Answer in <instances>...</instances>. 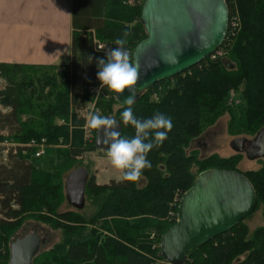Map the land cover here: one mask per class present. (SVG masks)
<instances>
[{"label":"trees","instance_id":"16d2710c","mask_svg":"<svg viewBox=\"0 0 264 264\" xmlns=\"http://www.w3.org/2000/svg\"><path fill=\"white\" fill-rule=\"evenodd\" d=\"M143 1L72 0L71 57L62 70L0 62V141L17 144L15 152L10 146L0 160V264H8L10 241L26 221L62 234L52 247L37 253L32 264H152L162 259L160 238L176 222L177 197L196 176L209 168L239 171L242 153L200 158L196 150L187 149L225 113L234 136L252 138L264 125V0H225L229 24L220 46L224 54L139 93L132 106L138 118L160 112L173 122L162 146L148 154L151 169L137 182L112 179L101 184L90 163L85 164V204L92 213L85 215L68 204L62 208L67 203L65 177L82 165L83 154L99 151L107 156V150L95 147L94 129L91 141L84 136L87 114L113 115L121 121L122 136L135 134L132 126L122 123L127 106L100 86L96 58L116 47L115 40L126 28L132 33L126 45L131 52L146 37L140 21ZM234 14L239 27L233 28ZM98 42L104 46L99 48ZM231 92L237 104L229 102ZM41 140L50 147L45 158L37 160L36 149L27 144ZM259 159L258 168L239 172L253 185L254 211L260 207L264 217V158ZM244 219L189 251L183 264H264V225L249 231Z\"/></svg>","mask_w":264,"mask_h":264},{"label":"water","instance_id":"95a60500","mask_svg":"<svg viewBox=\"0 0 264 264\" xmlns=\"http://www.w3.org/2000/svg\"><path fill=\"white\" fill-rule=\"evenodd\" d=\"M140 21L146 37L132 53L141 75L132 92H114L115 100L123 106H127V96L134 94L136 100L146 88L214 53L226 37L229 9L225 0H144ZM116 130L121 133V126ZM94 144L99 150H107L103 130H95ZM230 146L250 160L264 158V125L252 138L232 139ZM88 177L84 166L65 177V199L74 209L85 205ZM255 206L254 187L241 172L219 168L201 171L179 199L176 222L160 238L162 259L168 264H183L189 251L235 227ZM42 241L32 227L17 232L9 244L8 264H32Z\"/></svg>","mask_w":264,"mask_h":264},{"label":"clouds","instance_id":"9594fccd","mask_svg":"<svg viewBox=\"0 0 264 264\" xmlns=\"http://www.w3.org/2000/svg\"><path fill=\"white\" fill-rule=\"evenodd\" d=\"M132 35L130 28H126L121 37L115 40L116 47L106 49L104 57L96 58L98 67L97 79L100 86H106L110 91L123 94L125 90L132 92V88L140 79V65L134 60L133 53L126 47ZM93 57L89 55L91 62ZM124 103L127 107L121 113L123 125L134 128L135 134L131 138L121 135V121L114 117L101 115L99 111L89 113L86 127L103 130V143L107 145V157L113 168L122 175L123 181L137 182L145 169H151L152 164L148 154L153 148H159L168 138L173 128L172 118L156 112L151 118H138L133 112L135 95H129Z\"/></svg>","mask_w":264,"mask_h":264},{"label":"crops","instance_id":"0c3cea01","mask_svg":"<svg viewBox=\"0 0 264 264\" xmlns=\"http://www.w3.org/2000/svg\"><path fill=\"white\" fill-rule=\"evenodd\" d=\"M72 0H0V62L69 63Z\"/></svg>","mask_w":264,"mask_h":264},{"label":"rangeland","instance_id":"374dc122","mask_svg":"<svg viewBox=\"0 0 264 264\" xmlns=\"http://www.w3.org/2000/svg\"><path fill=\"white\" fill-rule=\"evenodd\" d=\"M3 85H4V81L0 79V87H2ZM238 101L239 99L237 98L236 93L231 92V97L229 99V102L232 104H237ZM92 106L93 104L91 103L88 105L87 108L90 109ZM88 115L89 114H87L86 116V121L83 125V130L85 132L84 133L85 138L91 141L92 129L86 127ZM228 121H229V114L225 113L222 116H220L214 124L207 127L202 132L201 135H199L198 137L194 138L191 141L187 151L196 150L200 158L208 156L213 153L223 157L236 153L230 146V142L232 139L238 136H234L229 133ZM57 122L63 123L64 120L57 119ZM5 143L6 144L11 143L12 145L15 144L13 140H3L0 141V146H2ZM49 147L50 146H47L45 147V149ZM34 148L37 150V146H35ZM0 156H1L0 160H3L6 157V154L4 155V153L0 151ZM44 158L45 157L39 158L37 160H43ZM259 160H260L259 158L250 160L243 154L238 163L239 171L244 172L245 170L258 168L260 166ZM82 161L83 163L80 166L85 167V164L88 165L90 163L89 165L90 171L95 173L96 181L98 183L104 184L112 179L119 180L120 176L122 175L118 170L112 167L108 157L103 155L99 151L84 153L82 156ZM67 204L68 203L64 204L62 208L63 209L69 208L68 206L69 204L68 205ZM92 211H93L92 207L87 203L84 205L83 209H81V212L85 215H90ZM244 223L248 227L249 231L253 230L257 226L264 225V217L261 214V208L259 207L253 212L252 215L246 217L244 219ZM24 225L25 226L22 227L20 231L22 229L32 227L33 229H35L36 233L40 236V238L43 239L39 252L49 249L50 247H52L53 244L61 240L62 234L60 230L52 229L48 225L39 224L31 221H26ZM154 262L158 264H167V263H162L161 261L158 260L153 261V263Z\"/></svg>","mask_w":264,"mask_h":264},{"label":"built area","instance_id":"2783aa9c","mask_svg":"<svg viewBox=\"0 0 264 264\" xmlns=\"http://www.w3.org/2000/svg\"><path fill=\"white\" fill-rule=\"evenodd\" d=\"M230 23H231V26L234 28V27H239V18H238V16H237V14H234V15H232V17H231V21H230ZM229 24V23H228ZM223 44V43H222ZM221 44V45H222ZM97 46L99 47V48H102L104 45H103V43H100V42H98L97 43ZM224 53V51H223V48H218L214 53H212L208 58H210L211 60H214V59H216L218 56H221L222 54ZM58 70H62V68L61 67H59L58 68ZM3 110H6V108H4ZM2 145V144H1ZM27 145H30V146H37V150L35 151V156H36V158L37 159H39V158H43L44 156H45V147H47V145H46V143H45V141L44 140H41L40 142H34V141H32V142H30V143H28ZM12 147L13 148V152H15L16 151V146H17V144L15 143L14 145H12L11 143L10 144H3L2 145V147H3V149L1 150L3 153H4V155L5 154H7V152H8V149H9V147ZM180 195H179V197H177V201L179 202V199H180ZM152 237H153V235H152ZM157 245H155L154 247H156ZM156 260H158V261H161L162 263H167L166 261H164L163 259H156ZM152 264H158V263H156V262H154V263H152ZM168 264V263H167Z\"/></svg>","mask_w":264,"mask_h":264},{"label":"flooded vegetation","instance_id":"af4514ba","mask_svg":"<svg viewBox=\"0 0 264 264\" xmlns=\"http://www.w3.org/2000/svg\"><path fill=\"white\" fill-rule=\"evenodd\" d=\"M43 240V239H42ZM43 242V241H42Z\"/></svg>","mask_w":264,"mask_h":264}]
</instances>
